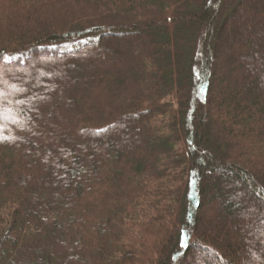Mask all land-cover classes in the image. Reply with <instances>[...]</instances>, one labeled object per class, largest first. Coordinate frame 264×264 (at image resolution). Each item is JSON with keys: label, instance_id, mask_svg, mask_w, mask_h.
Returning <instances> with one entry per match:
<instances>
[{"label": "trees", "instance_id": "1", "mask_svg": "<svg viewBox=\"0 0 264 264\" xmlns=\"http://www.w3.org/2000/svg\"><path fill=\"white\" fill-rule=\"evenodd\" d=\"M0 264H264V0H0Z\"/></svg>", "mask_w": 264, "mask_h": 264}]
</instances>
